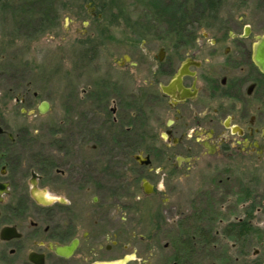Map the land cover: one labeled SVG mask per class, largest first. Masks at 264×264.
<instances>
[{"label": "flooded vegetation", "instance_id": "flooded-vegetation-1", "mask_svg": "<svg viewBox=\"0 0 264 264\" xmlns=\"http://www.w3.org/2000/svg\"><path fill=\"white\" fill-rule=\"evenodd\" d=\"M114 2L0 0L5 20L39 7L38 35H57L62 18L72 19L85 53L128 48L114 61L118 77L108 68L109 95L82 93L86 109L73 138L40 143L37 170L15 156L24 139L2 128L0 264H203V251L158 250L170 236L165 213L180 211L166 208L174 199L169 182L197 174L230 202L221 213V200L202 191L183 204L172 219L183 240L197 226L191 239L232 243V264H264V251L246 248L264 243L257 219L262 212L264 223V0H185L174 9L188 18L184 25L142 30L105 27L110 12H125ZM159 5L136 0L146 12ZM131 175L141 185L125 203Z\"/></svg>", "mask_w": 264, "mask_h": 264}, {"label": "rangeland", "instance_id": "rangeland-1", "mask_svg": "<svg viewBox=\"0 0 264 264\" xmlns=\"http://www.w3.org/2000/svg\"><path fill=\"white\" fill-rule=\"evenodd\" d=\"M157 2H160L159 9L155 12H146L144 8L136 6V0H115L114 4L125 7V12L120 14V17L110 12L103 20L105 27L123 26L142 30L154 26H181L188 20L182 14L174 12L175 6L183 5L185 0H157ZM162 4L165 6L168 4L167 8ZM41 14L39 7H30L29 10H16L8 15L7 20L0 15V41L4 40L6 43H0V127L6 130L7 134L12 133L14 137L24 139L25 147H22L21 151V147L17 146L15 156L19 155V152L25 156L26 170L29 171L37 170V156L41 142L73 138L70 134L72 124L79 112L83 114L86 109L85 95H82L84 91L96 90L103 95H109L113 91V83L106 82V76L110 73L108 68L112 69L111 76L118 77L119 69L114 65V61L124 50H128L127 47L119 49L113 47L112 51L108 52L105 46H101V50L95 54L93 51L85 53L86 47L75 45L77 39L74 29L71 28L72 19L67 18H62L57 35H54V32L38 35L34 29L38 28ZM22 23L25 29L20 32L18 28ZM12 31L18 39L14 44L8 35ZM97 36L101 38L103 35ZM16 98L23 102H17ZM42 102L50 104V110L45 114H41L38 110ZM22 109L33 114L20 115ZM2 138L5 137L0 136V139ZM67 145L70 147L72 143L67 142ZM199 171L198 169L197 172ZM126 183L123 193L125 203L131 202L128 198L133 197V192L136 191L134 189L138 188L137 185H141V179L137 180L131 175L130 178H126ZM214 185L204 183L199 178V174L169 182L168 186L174 188L172 195L174 199L166 208L169 210L172 205H178L180 211L174 208L165 213L164 222L168 224L167 232L170 236L162 237L158 241V250H191L196 253L203 251V264H232L227 261L230 260L228 256L232 250L231 242L221 241L214 245L209 243L205 245L204 239L202 241H198L197 238L191 239L192 234L198 231L197 226L195 230H190L188 238L184 241V229L175 225L176 222L172 220L177 218V213H181L183 204L189 202L191 205L192 198L202 191L207 192L206 195L212 198V203L214 200L217 203L221 200L223 203L221 213L224 212L223 207L230 202L229 196L223 197L224 193H222L221 199L217 200V195L213 194ZM150 201L151 198L148 199V202ZM194 205L198 208L203 206L199 202ZM238 210L236 216L240 218L243 214ZM126 212L127 219L135 217L132 212L128 210ZM257 219H260L259 226L264 228L262 212L257 214ZM130 228L127 222V230ZM263 244L254 242L246 248L248 252L254 254L257 250L264 251Z\"/></svg>", "mask_w": 264, "mask_h": 264}, {"label": "water", "instance_id": "water-1", "mask_svg": "<svg viewBox=\"0 0 264 264\" xmlns=\"http://www.w3.org/2000/svg\"><path fill=\"white\" fill-rule=\"evenodd\" d=\"M35 95H37V94H35ZM16 101L17 102H23V100H20L19 98H16ZM39 112L41 113V114H45V113H47L49 110H50V104L48 103V102H42L41 104H40V106H39ZM21 112H22V114H33L32 112H28L27 110H25V109H22L21 110ZM3 131V129L0 127V133ZM10 138H13V136L12 135H10ZM137 160L140 162V163H142V164H144L145 162L142 160V157H137Z\"/></svg>", "mask_w": 264, "mask_h": 264}, {"label": "trees", "instance_id": "trees-1", "mask_svg": "<svg viewBox=\"0 0 264 264\" xmlns=\"http://www.w3.org/2000/svg\"><path fill=\"white\" fill-rule=\"evenodd\" d=\"M22 113H20V115H21ZM210 244V243H209Z\"/></svg>", "mask_w": 264, "mask_h": 264}]
</instances>
